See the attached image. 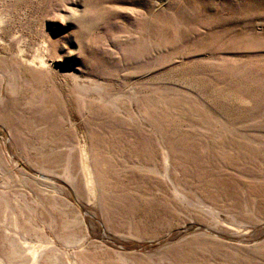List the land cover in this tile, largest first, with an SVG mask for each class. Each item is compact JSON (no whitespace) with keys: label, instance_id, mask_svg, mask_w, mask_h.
Instances as JSON below:
<instances>
[{"label":"rangeland","instance_id":"374dc122","mask_svg":"<svg viewBox=\"0 0 264 264\" xmlns=\"http://www.w3.org/2000/svg\"><path fill=\"white\" fill-rule=\"evenodd\" d=\"M0 259L264 264V0H0Z\"/></svg>","mask_w":264,"mask_h":264},{"label":"bare ground","instance_id":"6f19581e","mask_svg":"<svg viewBox=\"0 0 264 264\" xmlns=\"http://www.w3.org/2000/svg\"><path fill=\"white\" fill-rule=\"evenodd\" d=\"M32 61H33V60H32ZM86 152H87V151H86ZM86 152L83 153V156H84V158H85L84 160L86 161V163H84L83 166H84V168H85V170H86V172H87V174H88V175H87V178H86V179H87V182L90 183L91 181H93V180L91 179L93 176H91V174H90V172H89V168H90V167L88 168V164H87V161H89V160L86 159ZM87 155H88V154H87ZM89 165H90V164H89ZM90 171H91V169H90ZM85 175H86V174H85ZM93 182H94V181H93ZM91 183H92V182H91ZM91 186H92V185H91ZM92 187H93V186H92ZM92 187H91V188H92ZM93 188H94V187H93ZM35 246H36V245H35ZM37 246H38V245H37ZM39 246H40V245H39ZM38 249H39V248H37V247H32V248H31V254H32L33 256L36 255V254L38 253V252H37ZM33 258H34V257H33ZM0 264H5V263H4V261H2V260L0 259Z\"/></svg>","mask_w":264,"mask_h":264}]
</instances>
